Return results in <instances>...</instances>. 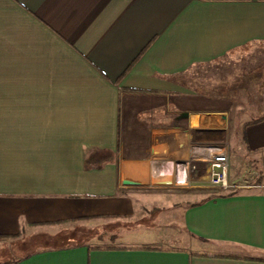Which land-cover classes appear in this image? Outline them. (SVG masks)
<instances>
[{"label":"crops","instance_id":"1","mask_svg":"<svg viewBox=\"0 0 264 264\" xmlns=\"http://www.w3.org/2000/svg\"><path fill=\"white\" fill-rule=\"evenodd\" d=\"M261 45L264 0H0V264H264V79L192 73Z\"/></svg>","mask_w":264,"mask_h":264},{"label":"rangeland","instance_id":"2","mask_svg":"<svg viewBox=\"0 0 264 264\" xmlns=\"http://www.w3.org/2000/svg\"><path fill=\"white\" fill-rule=\"evenodd\" d=\"M195 75L196 79L210 81L211 83H219L222 85H235L238 89H242V93H249L251 91H259L264 79V46L256 47H247L245 49L239 50L237 53H231L222 57L221 59L209 63L207 65H201L193 69L192 72ZM237 89V88H236ZM243 102H246L249 98L260 105L261 97L259 95H244L242 94ZM244 104V103H243ZM262 112L257 113L258 116L262 115ZM194 172V170H193ZM259 170L257 168L249 167L246 172L241 176V183H253L254 180H257L259 177ZM199 179L201 177H198ZM199 179H189L183 181L182 185L185 187H192L196 185L203 186L214 192H223L229 191L230 189H223L217 185L209 183L205 178L200 181ZM230 180V179H229ZM173 183V182H171ZM231 183V181H230ZM187 185V186H186ZM180 240L178 245H191L192 243L185 235H179ZM38 242H49L46 239H40ZM52 244H60L62 241H53ZM195 243V242H194ZM193 245V244H192ZM197 248V245H193ZM10 248V247H9ZM7 248L10 250L12 248ZM30 247H27L25 251L30 250ZM239 252V250L237 249ZM5 248L2 250V255H0V263L5 261L11 253L6 252ZM248 253L247 251H242L241 253ZM11 258V257H10Z\"/></svg>","mask_w":264,"mask_h":264},{"label":"built area","instance_id":"3","mask_svg":"<svg viewBox=\"0 0 264 264\" xmlns=\"http://www.w3.org/2000/svg\"><path fill=\"white\" fill-rule=\"evenodd\" d=\"M230 159L225 151H216L210 158L208 167L204 170L207 175L199 179L205 178L209 183L217 185L223 189H230L233 185L229 180ZM200 176V175H199ZM192 181V179H190Z\"/></svg>","mask_w":264,"mask_h":264}]
</instances>
